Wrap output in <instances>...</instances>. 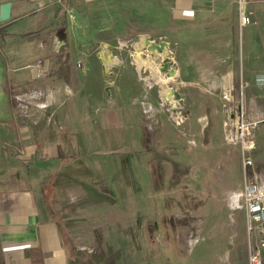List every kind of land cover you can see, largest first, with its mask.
I'll return each instance as SVG.
<instances>
[{"label": "rangeland", "instance_id": "374dc122", "mask_svg": "<svg viewBox=\"0 0 264 264\" xmlns=\"http://www.w3.org/2000/svg\"><path fill=\"white\" fill-rule=\"evenodd\" d=\"M6 1L23 3L22 14L37 20L39 30L24 40L40 34L37 46L47 52L28 64L36 69L41 61L46 70L28 90L32 103L50 95L47 114L95 121L89 131L80 122L75 152L65 147L60 156L87 184H67L64 191L66 228L82 256L95 258L90 264H248L244 171L223 125L227 113L241 106L246 112L251 101L253 171L264 181V64L247 66L236 0H227L229 18L239 22L230 25L239 35L235 84H215L217 69L206 72L200 64L219 49L223 27L216 15L200 26L175 22L169 0ZM248 10L264 45V5ZM142 38L167 44V62L177 73L166 84L178 97L174 104L135 63ZM251 47L263 61L264 46L256 40ZM21 48L0 46L5 56L21 50L23 63L37 54L35 41ZM102 52L114 62L107 72ZM156 62L164 64L161 56ZM173 77L162 73L159 80Z\"/></svg>", "mask_w": 264, "mask_h": 264}, {"label": "crops", "instance_id": "0c3cea01", "mask_svg": "<svg viewBox=\"0 0 264 264\" xmlns=\"http://www.w3.org/2000/svg\"><path fill=\"white\" fill-rule=\"evenodd\" d=\"M10 4L9 20L0 23V44L7 51L18 47L23 49L21 47L35 41L37 54L23 63L26 55L21 50L13 56H5V51L0 49V264L96 263L95 258L83 257L78 251L80 248L72 242V230L66 228L68 220L65 217L69 213L66 209L68 193L64 192L65 185L87 184L77 181L74 167H65L60 160L65 147L68 152H75L76 136L81 132L80 122L89 131L90 128L94 130L95 121L88 117L81 120L73 114V118L70 115L64 120L54 112L47 114L44 109L54 103V97L50 95L46 96V100L41 98L40 103H32L28 90L37 76L36 69L28 64L42 54L47 55V52L37 46L38 38L35 37L40 34L24 40L26 33L39 30L37 20L31 14H22L23 3ZM230 5L227 0H169L171 16L180 24L186 21L207 25L214 15L217 16V26L223 27L219 49L216 54L208 53L210 60L200 62L205 66L203 71L208 72L213 67L217 69L215 84H235L239 72V35L230 27L235 23L239 26V22L229 18ZM254 25L242 29L248 68L264 64V59L262 61L251 47L256 40L260 50L264 46ZM169 54L168 51V60L172 64ZM11 61L14 65H11ZM172 70L175 74L170 81L177 76L176 71ZM49 88L46 84L43 94H47ZM231 90L232 86L229 94ZM249 102L251 107L248 110L246 107V113L253 121L254 106ZM33 105L37 109L40 107V110L33 109ZM86 146L87 150L90 149L89 145ZM83 149L86 150V147ZM70 167L73 172H70ZM253 175L259 182L255 171Z\"/></svg>", "mask_w": 264, "mask_h": 264}, {"label": "built area", "instance_id": "2783aa9c", "mask_svg": "<svg viewBox=\"0 0 264 264\" xmlns=\"http://www.w3.org/2000/svg\"><path fill=\"white\" fill-rule=\"evenodd\" d=\"M236 3L240 27L243 29L254 25L251 20L252 12L248 7L264 4V0H236ZM35 67L38 70L37 77L42 76L46 71L41 61ZM239 108L234 114H226L224 129L226 135L231 137L230 142L238 146L244 171L240 196L245 212L248 264H264V183L255 180L252 171L254 162L251 157L256 148L253 138V128L256 123L249 119L242 106ZM248 172H251V178Z\"/></svg>", "mask_w": 264, "mask_h": 264}, {"label": "bare ground", "instance_id": "6f19581e", "mask_svg": "<svg viewBox=\"0 0 264 264\" xmlns=\"http://www.w3.org/2000/svg\"><path fill=\"white\" fill-rule=\"evenodd\" d=\"M159 44L155 42L153 43L145 38H142L141 43L136 45L135 48V63L139 69L142 68L151 72L152 76L158 80L159 86H161L162 89V93L167 97L169 101L174 104L178 100L177 95L172 93V91L167 88V85L164 83V81H161V79L159 80V77L162 73H165V77L168 79L172 78V76L175 74L174 72H170V64L167 62L169 61L167 60V44L163 45L162 47ZM144 50H146V52L148 53L147 59H144L142 56V52ZM159 56H161V58L163 59L164 64L156 65V60ZM100 58L103 63L104 71L107 72V70H109L110 67L114 65V62L110 58H108L104 54V52L100 54Z\"/></svg>", "mask_w": 264, "mask_h": 264}, {"label": "water", "instance_id": "95a60500", "mask_svg": "<svg viewBox=\"0 0 264 264\" xmlns=\"http://www.w3.org/2000/svg\"><path fill=\"white\" fill-rule=\"evenodd\" d=\"M10 8H11V4L10 3L0 4V23L6 22L7 20H9ZM165 44L166 43L161 42L159 45L162 47ZM170 72H172V70H170Z\"/></svg>", "mask_w": 264, "mask_h": 264}]
</instances>
